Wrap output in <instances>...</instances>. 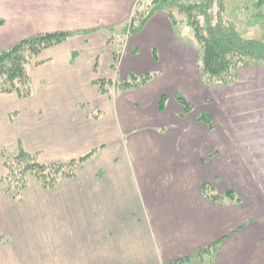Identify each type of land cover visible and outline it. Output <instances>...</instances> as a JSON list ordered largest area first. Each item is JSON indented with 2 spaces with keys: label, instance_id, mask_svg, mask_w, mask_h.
Here are the masks:
<instances>
[{
  "label": "crops",
  "instance_id": "obj_1",
  "mask_svg": "<svg viewBox=\"0 0 264 264\" xmlns=\"http://www.w3.org/2000/svg\"><path fill=\"white\" fill-rule=\"evenodd\" d=\"M78 1L0 0V18L4 20L0 25V49L23 36L92 30L114 25L121 18L119 0H96L101 7L107 2V11L100 14L95 26L85 27L76 16L64 18L61 5ZM36 2L46 3L48 7L36 6ZM128 14L124 12L125 17ZM160 15L152 17L160 21L168 35L167 17ZM166 39L161 43L162 51L176 52L172 67L177 75H173V70L169 80L174 76L187 85L171 95H204L201 99L216 95L225 100L228 95H243L242 89H248L245 95H250L255 87L249 85L250 75L264 80V67H250L237 71L235 85H205L196 67L197 54L183 45L170 43L169 37ZM87 41H82L81 50L64 43L42 52L30 70L29 97L0 94V178L7 173L4 149L20 145L25 152L37 155L41 162L63 161L104 145L87 143L88 132H93L92 141L102 139L108 129H114L115 123L118 129L124 125L130 128L123 144L127 154L131 144L134 145L139 153L137 160L128 155L132 170L120 173L116 185L110 184L109 172L103 175L86 172V165L76 177L61 180L51 189H44L29 177L19 201L13 192H5V185L0 183V264H32L28 261L34 258L27 253H42L41 250L46 254V264H174L193 258L200 249L218 241L222 245L214 262L203 263L193 258L184 264H264V185L260 189L250 183V179L256 181L252 177L254 168L247 163L240 177L234 178L239 180L236 188L240 186L241 204L211 203L201 193L207 180L217 181L219 193L231 186V168L226 165L231 155L225 150L231 144L225 127L214 125L210 131L201 123L190 127L172 126L173 123L163 121L169 126L164 134L156 133L153 124L147 125L145 132L130 136L133 125L129 121L139 114L138 104H131L128 95H145L148 101L147 88L152 82L165 83L168 70L142 89L123 92L111 102L105 96L108 104L103 108L104 117L91 118L103 100L94 82L105 74L110 75L97 62L99 50L82 54L93 40ZM180 51L184 55L178 61ZM107 60L105 68H110L111 62ZM167 99L173 110L181 114L180 105L172 97ZM164 115L158 112L155 117ZM214 132L222 134L216 136ZM75 146L84 148L72 154L70 150ZM56 156L64 158L55 159ZM43 196L50 198L45 200ZM129 203L133 206L127 211ZM137 203L140 209L143 207L138 217ZM64 208L73 214L72 218L65 219V211L59 217L57 212H52ZM44 210L53 214L45 222L40 219V211ZM131 215L136 218H130Z\"/></svg>",
  "mask_w": 264,
  "mask_h": 264
},
{
  "label": "rangeland",
  "instance_id": "obj_2",
  "mask_svg": "<svg viewBox=\"0 0 264 264\" xmlns=\"http://www.w3.org/2000/svg\"><path fill=\"white\" fill-rule=\"evenodd\" d=\"M253 1L254 0H225V4L227 6L225 15L238 25V29L239 31H241L243 38L252 39V40H261L262 34L264 33V22H258L255 23L254 25L252 24V22L257 20L253 16L256 15V17H258L257 13L262 12L263 8L261 9V7L260 8L257 7L256 9H253L252 6L255 5V4L253 5ZM149 2H151V0H119L121 18L119 21H114L115 22L113 23L114 25L103 26L101 28L98 27L92 30L76 29V31L75 30L66 31V32H73L78 34L80 32L85 33L89 31H94L93 33L88 35H82V34L78 35L77 37L65 42V44L67 46H72L74 48L80 49V44L82 43L83 40L86 41L93 40L90 46H88L86 52H82V54L85 56V55H89V52L90 54H93L94 52L99 50L98 51L99 57L97 58V62L99 63V65H102L103 67L102 69H104V72L107 71L108 75H110L107 76L105 74L103 75V78H101V79H109L112 83L111 85L108 84L106 86L107 94H102L103 100L99 101L98 110L94 112V115H91V118H93V116L96 115H98V119H100L102 116L104 117L103 108L108 104L106 97H108L111 102L112 99L122 94V93H117L118 91L113 85H117L118 83L124 81L125 79H129L131 75L142 77V75L144 76V74L147 73L150 74L151 76L157 74L159 77H162L164 74H166L168 70V76L167 79L165 80V83L160 84L161 82L159 83L157 81L155 84H153L154 82H152L151 83L152 85H150L147 88L148 95H146V98L148 99V101L144 99L145 95H128L129 96L128 100L130 101L131 104H138V106L136 105L135 106L139 114L135 117V120L133 119L132 121H129L130 126L132 127L133 125V130H131L130 136L137 133L145 132L148 129L147 125L151 126L153 124L154 125L152 128H154L153 130L156 133L164 134L169 129V126L162 123L163 121L167 123H173L172 126L177 124L184 126L189 125L190 127H192L196 124L198 125V123H201L199 125H205V123L198 121V117L204 114L207 116L208 119H210V123L212 124V126L220 125L219 128L225 127V130L229 133L228 137H230V139L228 143L231 145L230 147L225 148V150L229 152V154L231 155V157L228 156L229 164L226 163V165H230L232 180H231V186L228 189H234L238 195L240 194L239 193L240 186L236 188V183L239 180H236L234 178L235 176L240 177L241 172H244L246 170L247 163L249 167L251 166L252 168H254L253 170L255 171L254 172L255 174H253L252 177L254 176V178H256V181L258 180L256 182L250 179V183L252 185L255 184L254 186H259V188L262 189V186L264 185V87H263L264 80L263 77L260 76L254 77L253 75H250V78L248 79H252L253 81L250 80L249 85L255 86L254 89L251 90L252 92L250 93V95H245L248 93L247 91L248 89L245 91L242 89L243 95H228L227 97H225V100L222 97L221 100L218 99L220 96H216V95L215 98H213L211 95H206L205 98L203 99H201L200 97L204 95H184L188 100H190L189 102L193 106L192 112L189 113L184 119H181V117L178 116V112L173 110V106L171 105V102L169 100H167L165 103V107H166L165 110L162 112L158 111V104L162 96V95L160 96L157 95L159 94V92L160 94L164 92L170 98L171 97L174 98L175 95H171L170 93L175 92L177 89L183 90L187 86L186 84H184V82L179 81L177 77L173 76L172 80H169V73L171 74L173 70H175L173 75L175 74L177 75L176 69L172 67L173 61L174 60L176 61V52L174 53V51H171V54H169L166 51L165 52L162 51L163 48L161 47V43L167 40L166 37H169L170 43H175L178 46L183 45L184 49H191L195 55L197 54V57H198V52H197V45L193 39V33L191 28L188 25H186L184 18H182V16L179 15L176 10L172 9L173 16L170 18L173 21H170V18L169 20L167 19L168 22L170 21L169 23L170 35L165 34L164 27L161 24H159L160 21L155 20V18L153 17H150L148 21H146V24L144 23L145 25L141 28V30L140 28L137 29V25L139 24V22H141V20L145 16H147L149 10H151L152 5L149 4ZM46 3L49 5L47 1ZM46 3H43L41 5H44L47 8L48 6ZM106 4L107 2H104L103 7H101V5L96 3V0H79L78 3H71L69 6L61 5V11H62L61 15L64 18H67L68 16H76L81 21V24H83L85 27L95 26L100 20L101 17L100 14L106 13L107 11ZM35 5L42 7L40 5V2H36ZM125 11L129 12L127 17L124 16ZM159 13L162 14L160 16L167 14L165 11L158 12V14ZM165 16L167 17V15ZM133 17L135 18L134 22L131 19ZM0 21H1L0 25L4 23V20L1 18ZM101 21L111 22L112 20H101ZM130 26H132L131 29ZM30 37L23 36L21 37L22 38L21 40ZM8 38L14 39L15 37H8ZM6 40L9 41L8 39ZM21 40L11 43L10 45H6L4 48L0 49V51L7 49L10 46H13L14 44L18 43ZM55 47L56 46L51 48H55ZM51 48H48L46 50H49ZM153 51L156 52L158 59L152 57ZM180 52L181 54L177 55L178 61H180L179 59L182 58L181 55L183 54L182 53L183 51ZM115 54H118L119 56L117 61H113L112 58ZM76 55H78V53H76ZM107 55L110 58L108 60H107ZM36 58H34L29 64V68H28L29 74L32 65L35 64ZM106 60L111 62L110 68L109 67L105 68L104 64ZM197 61L198 59L196 58L195 62ZM253 65L254 66H251V68L264 67V63H260L259 65H255V64ZM138 72H140L139 75H137ZM155 79L157 78H154V80ZM235 80L233 82L234 84L232 85L237 84V82L235 83ZM211 86H215V85H211ZM172 100L174 101V99ZM181 108L182 107L180 105L179 109ZM154 112H157L156 115L158 114V112L165 115L164 117L162 116L156 119L157 116L156 115H155L156 117L153 116ZM149 113L151 115H149ZM155 122L161 123V125H157V123ZM117 126L118 124L115 123L114 129H108L109 130L108 134L104 135L102 139L98 138L95 141H92L90 138V135L93 132L91 131L88 132L89 139L87 143L89 144L104 143V145L99 146V150L95 155V156L99 155L98 159H95L94 156L84 163L87 169L86 172H97L102 175L105 172H109L111 185L117 184L120 173H126L128 170L129 171L132 170L130 160L128 159V157L132 156L137 160L139 154L136 151V149L133 147L134 145L132 146V144L131 147H129L127 154L123 143L125 142V139L129 135L126 133L130 128L124 125L121 126L122 128L120 127V129H122L120 130L118 129ZM220 134L222 133L214 132V135L216 136ZM117 139L119 142H116ZM16 147L17 146H13L4 149L3 152H7L9 156L14 153L16 154L18 151ZM83 148L84 147L75 146L70 150V152L72 154H76L75 152H79ZM61 158L64 157L62 156L55 157V159H61ZM247 160H249L250 162H248ZM90 161H92V165L89 164ZM207 181L209 182V180ZM210 183L214 184L216 183V181H212ZM42 198L47 200L50 198V196H43ZM132 206L133 205L129 203L128 205L129 209L127 211L131 210ZM141 210L143 212V207L142 209H140L137 203V207L135 208L136 217L142 214ZM63 211L66 212L65 208L61 209L60 211H52V212L53 213L57 212V217H59V214H62ZM40 212H42V214ZM40 212H39L41 214L40 219L43 222H45L47 217L49 218L53 216L50 210L49 211L44 210ZM65 215H66L65 219L68 217L72 218L73 216V214H69L68 212H66ZM136 217L132 215L130 216V218L132 219ZM25 225L28 226V223H25ZM221 243L219 244L220 247L222 245ZM42 247H43L42 245L39 246V250L42 249ZM213 247L214 246H211L210 248ZM218 250L216 253H218ZM41 252L42 253H36L32 251L27 253V256L34 258L29 260L28 262L32 264H46L47 263V259H45L46 254L42 250ZM207 261L208 262L210 261L209 257H205L202 262L207 263Z\"/></svg>",
  "mask_w": 264,
  "mask_h": 264
},
{
  "label": "trees",
  "instance_id": "obj_3",
  "mask_svg": "<svg viewBox=\"0 0 264 264\" xmlns=\"http://www.w3.org/2000/svg\"><path fill=\"white\" fill-rule=\"evenodd\" d=\"M149 4L152 5L151 10L139 22L137 29L141 30L146 21L158 12L165 11L167 14H164L169 20L173 16L172 9L176 10L192 30L197 45L199 76L205 85L231 84L240 68H250L254 66L253 64L264 63V33L261 40L243 38L238 25L225 15L227 10L225 0H151ZM253 5V9L261 7L263 10L257 13L258 17L253 16L257 20L252 24L264 22V0H254ZM131 19L134 22L135 18ZM170 21L173 20L170 18ZM93 32L78 34L57 31L37 34L0 51V94L13 93L19 98L29 97L32 94L28 70L30 62L48 48L63 44L78 35H88ZM152 53V57L158 59L156 52ZM112 58L113 61H117L119 56L115 54ZM157 76L147 73L142 77L131 75L129 79L112 85L115 86L117 93L134 91L141 89ZM111 83L109 79L94 82L101 94H107L106 86ZM173 99L182 107V113L178 115L181 119L192 112L193 106L185 96L175 94ZM167 100V96H161L158 111L165 110ZM198 121L205 123L208 130H214L206 115L199 116ZM16 146L18 149L16 154L9 156L7 152L2 153L7 173L0 178V183L5 185V192L14 193L17 201L21 200L22 193L28 186L29 177L36 179L44 189L54 188L61 180L76 177L84 163L94 157L99 150V147H96L63 161L41 162L37 155L25 152L20 145ZM216 189L217 183L204 181L201 193L211 203L221 205L242 203L234 189H226L223 193L217 192ZM220 243L221 241L213 243L211 245L214 246L213 248L209 245L200 249L193 258L203 261L205 257H209L210 261H213ZM193 258H184L174 264L189 263Z\"/></svg>",
  "mask_w": 264,
  "mask_h": 264
}]
</instances>
